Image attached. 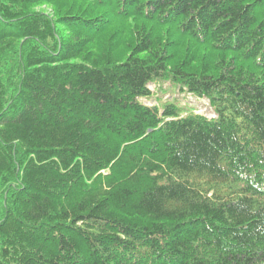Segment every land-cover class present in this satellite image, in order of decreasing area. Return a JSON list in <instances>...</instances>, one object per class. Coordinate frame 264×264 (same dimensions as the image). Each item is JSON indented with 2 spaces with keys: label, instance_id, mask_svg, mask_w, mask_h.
<instances>
[{
  "label": "trees",
  "instance_id": "16d2710c",
  "mask_svg": "<svg viewBox=\"0 0 264 264\" xmlns=\"http://www.w3.org/2000/svg\"><path fill=\"white\" fill-rule=\"evenodd\" d=\"M0 264H264V0H0Z\"/></svg>",
  "mask_w": 264,
  "mask_h": 264
},
{
  "label": "rangeland",
  "instance_id": "374dc122",
  "mask_svg": "<svg viewBox=\"0 0 264 264\" xmlns=\"http://www.w3.org/2000/svg\"><path fill=\"white\" fill-rule=\"evenodd\" d=\"M36 11L51 13L47 6L36 8ZM150 90L155 91L153 92V97L148 101L150 104H154L156 99H161L162 101L177 104L186 111H193L209 117L212 116V109L206 100L195 98L187 93H180L177 87H173L169 83L151 85Z\"/></svg>",
  "mask_w": 264,
  "mask_h": 264
}]
</instances>
